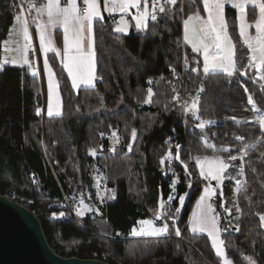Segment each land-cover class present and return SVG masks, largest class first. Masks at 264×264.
<instances>
[{
	"label": "trees",
	"instance_id": "obj_1",
	"mask_svg": "<svg viewBox=\"0 0 264 264\" xmlns=\"http://www.w3.org/2000/svg\"><path fill=\"white\" fill-rule=\"evenodd\" d=\"M169 7L172 8L169 15L160 14L157 22H150L149 29L140 33L119 35L107 20L94 23L99 77L94 88L74 92L61 64L52 53L48 54L63 99L60 117L46 118L42 111L37 115V109L43 108V85L29 70L11 66L0 70V194L19 203L28 202L50 247L62 257L97 259L109 264H203L204 260L218 264L208 238L188 231L187 220L202 188L189 157L228 155L216 152L210 146L213 144L217 149L228 146L232 155H239L243 145L236 136L244 135L247 142L260 134L259 125L226 118H251L247 96L253 94L259 101L264 87L246 80L233 84L222 73L205 76L201 71V56L187 48L188 64L182 66L181 55L176 50L181 41L182 21L191 11L202 12L203 5L201 0H178L176 6ZM14 16L10 0H0V61L3 41ZM238 62L240 66L244 59L238 58ZM170 65L178 76L172 73ZM192 67L200 71L192 72ZM201 85L205 91L200 93V113L203 118L215 121L204 128L210 138L208 144L202 139L205 137L202 129L195 127L198 121L189 117L184 124L182 115L183 98L197 92ZM245 87L248 92L244 91ZM149 88L155 95L152 103L144 104ZM173 88L180 93L179 101L172 99ZM100 107L114 111L89 118L83 116L86 111ZM111 129L121 136V142L110 154H99V135ZM132 129L137 131L135 141L131 138ZM177 144L181 145V160L188 163L191 176L175 159L160 163L168 152L175 155ZM92 148L98 154L95 157L89 154ZM261 151L264 144L241 160L247 191L241 187L236 196L239 219L237 215L230 222L219 219L221 229L227 228L222 230V239L234 264H248L244 259L247 256H252L257 264H264V230L256 215L264 213ZM93 164L101 169L106 164L108 196L113 198L108 199L106 206L98 204L99 215L83 218L89 229L73 217L53 218L54 211L64 210L58 183L68 195L74 189L92 193ZM170 167L173 174H169ZM33 177L49 190L47 198L34 188ZM175 178L177 199L173 205L177 206L179 195L188 193L182 213L174 214L181 239L174 236L171 219H166L170 226L166 236L130 238L138 221L150 217L146 209L148 194L160 188L163 199L167 200ZM69 179L75 182L68 184ZM237 224L240 231L235 230Z\"/></svg>",
	"mask_w": 264,
	"mask_h": 264
},
{
	"label": "snow or ice",
	"instance_id": "obj_2",
	"mask_svg": "<svg viewBox=\"0 0 264 264\" xmlns=\"http://www.w3.org/2000/svg\"><path fill=\"white\" fill-rule=\"evenodd\" d=\"M194 2V0H193ZM203 11L206 16H202L199 9L191 11L183 20V40L184 43L191 47L192 52L202 55L203 65L202 71L205 76L212 73L221 72L229 77L236 74L247 75L250 69H255L256 76L250 77L256 79L257 82H264V0H201ZM83 7L78 4V0H27V7L21 3L18 6L20 11L14 16L13 27L9 29V39L3 41L6 46L5 51H15L19 53L18 57L11 60L5 59L0 62V70H3L5 64L11 63L21 67L27 66L32 76L39 74V69L34 66V61L29 59L28 53L31 51L33 56L36 54V48L33 46V37L30 32V25H35V31L39 39V50L44 55L43 68L44 72L48 74V106L47 115L52 117L54 115L62 114V102L58 91V82L54 79L55 73L52 71L51 65L47 57V53L54 52L57 56H61V51L56 48L53 40V30L61 28L63 30V49L61 64L64 70L67 71L68 77L71 79L72 87L78 88L81 85H91L94 80L98 79L95 75V30L94 23L103 21L104 16L101 13L100 0H82ZM178 0H103L104 11L109 15L119 13V21L113 29L116 33H126L130 27L129 21L125 19L127 15H131L132 20L135 21L134 27L137 30H148L149 21L157 22L160 14L169 15L172 8L169 6H176ZM226 5H230L237 10V28L239 34V43L247 48V64L243 67H238L237 58V41H235L229 32V25L225 15ZM251 6L254 10V19L249 20L246 7ZM131 9H135V13H130ZM183 10V9H181ZM254 28V34L250 29ZM23 44H20V41ZM9 40H12L17 47L9 49ZM240 59H243L241 57ZM185 65L188 64V56L184 57ZM197 65L200 61H196ZM172 73L176 75V69L169 66ZM186 67V71H187ZM192 72H199L198 67H192ZM152 83L151 80L148 81ZM205 89L201 85L197 89L195 96H190L189 101H184L182 107L185 113H190L198 123L196 128L204 129L206 125L214 124L215 121L205 119L200 113V93ZM245 92L248 89L244 88ZM175 95L172 97L174 101L180 100V93L176 88H173ZM155 95L153 90H147V96L143 100L144 104L152 103V97ZM55 97V103H53ZM122 102V101H121ZM247 104L251 106L253 113L252 117H227L236 123H257L259 125L260 134L255 138L245 142L244 135L236 136V139L241 141L242 147L239 148V155H232L231 148L221 145L217 149L216 145H210L216 152L228 153L227 157L222 155H197L189 157L195 159L196 166L199 168V175L208 183L205 184L203 194L199 197L196 204V209L192 212L190 227L193 233H207L211 238L212 248L215 250V255L220 259V264H234L226 251L225 241L221 239V231H227V228L221 229L219 226V213H216L215 208L208 200L214 195L216 188L223 184L226 178L225 174L228 169L232 167V163L238 158L243 161L245 156H248L251 151H255L258 146L264 144V95L259 99L254 98L253 94L247 96ZM167 107V105L165 106ZM41 109H37V115L41 113ZM79 111V107H77ZM101 136L104 133H100ZM116 142H119V137L116 132L112 133ZM131 138L133 141L137 138L136 129H132ZM205 144H208L207 138L202 137ZM175 155L168 152L165 157L160 160L161 165L165 163V159H175L179 161L187 173L191 176L192 173L188 171V163L181 160L180 149L181 145L177 144ZM129 151L132 150V144L128 145ZM114 150V149H113ZM90 155L96 154V149L89 150ZM264 157V151L260 153ZM252 171H256L255 168ZM244 172L243 165L240 167L239 173ZM234 179V178H233ZM211 181H216V187H213ZM176 180H173V189ZM236 184L244 187L245 182L236 180ZM191 188V181L188 183ZM240 188H237L239 191ZM247 191V188L244 187ZM220 195H223L222 188ZM188 193L178 196L181 206L185 202ZM110 199L113 197H109ZM177 199L169 195L167 201H161L160 207L164 208L165 204H170L171 201ZM83 205V210L77 209V215L83 216L84 211H91L92 209L85 205L83 200L80 201ZM223 207V204L221 205ZM236 211H240L239 205H234ZM225 212L232 214V209L225 208ZM98 211V209H97ZM176 213L180 212V207L175 209ZM55 215V214H54ZM260 219V227L264 228V213H256ZM60 217H64L65 213L60 212ZM161 218L171 219L173 221L172 228L175 235L180 236V228L175 226V215L169 216L167 213H156L153 220H142L138 223L141 225L139 229L133 228L130 235L134 236H162L169 234L170 226L167 222L157 226L155 220ZM239 219V217H237ZM235 230L240 231L239 224L235 225ZM248 264H257V261L252 256L244 257Z\"/></svg>",
	"mask_w": 264,
	"mask_h": 264
},
{
	"label": "rangeland",
	"instance_id": "obj_3",
	"mask_svg": "<svg viewBox=\"0 0 264 264\" xmlns=\"http://www.w3.org/2000/svg\"><path fill=\"white\" fill-rule=\"evenodd\" d=\"M15 45L16 44L12 40H9V45L7 47L9 49H13V48H15ZM178 45L179 44L177 43V46ZM4 47H6V46L4 45ZM176 50H177V48H176ZM14 52L15 51L9 50V51H6L5 55L7 56V54H8L10 56H13L15 54ZM247 52H248V50L246 49V47H244L241 43L238 42V44H237V55H238L239 60H240L241 57H243V59H244V57L246 56ZM181 62H182V66H184L185 61L183 62V58L182 57H181ZM245 64H247V62L243 63L239 67H243V65H245ZM183 71H184V67H183L182 73H183ZM201 71H202V68H201ZM178 75L179 74L176 73L175 76H178ZM255 76H256L255 69L254 70L250 69L248 71L247 75L236 74V75H234L232 77L227 76V78L229 79V82L233 83V84L234 83L243 82V80H246V81L253 82V83L257 84L259 87H264V82H257L256 79L250 78V77H255ZM190 94H191V96H195L197 94V92L190 93ZM184 101H189V103L191 102L189 94L186 95L183 98V103H184ZM113 111L114 110H108L105 107H100V108H97V109H94V110L86 111V113H84L83 116L86 117V118H89V117H93V116H95V115H97L99 113L113 112ZM182 115H183V123L184 124L186 123V120L189 117L190 118L192 117V119L195 120L194 117L190 113H185L184 110H182ZM195 121H197V120H195ZM113 132H116L117 136L119 137V142L118 143L116 142L115 138L112 136ZM106 138L111 139L113 141L114 147L117 146L118 144H120V142H121V136L114 129H111L109 131V133L104 134L103 136L99 135V154L102 153V149H103L102 148V141L104 139H106ZM97 155L98 154L96 153L95 155H92V156L95 157ZM190 157H195V156L194 155H190ZM225 157H227V155ZM190 160L194 164L195 171L197 173V177L201 181V187L202 188H201V193L199 195V197H200L203 194V189L205 187V184H207L208 182L204 181L200 177L199 168L196 166L195 159H190ZM171 161H172V159L171 160L168 159L169 163H171ZM231 163H232L233 166L230 167L228 169L227 173L225 174L226 178L223 180L222 186L219 187V188H216V191H215L214 195H212V197L208 200V203H211L213 205V207L215 208L216 213H219V219L222 218L225 221L229 220L228 222H230V220H231V218H233V216L237 215V217H238L239 211H236L234 205H237V202H236V196H237V193H238L237 188L241 189V187L236 184V180H240L242 182L244 180L243 174L237 175V173H239L240 167L242 165L241 164L242 163L241 159L238 158L236 161L231 162ZM106 170H107L106 164H105V166L102 169L100 167H98V165L93 164L92 167H91L92 179H93V185H92V190L93 191H92V193L91 192L86 193L83 190H75V189H74L75 192L74 191L72 192V194L77 197L76 210L78 208L83 210V205L80 204L81 200H83L85 205H88L92 209L91 211H84V215L83 216H79L80 218H84V217H86L88 215H91V214L99 215V210H100L99 205H101V200L104 197H106V195H107V198L109 199V196H108L109 189H108V192L106 193L105 189L100 184V179L103 176L106 175ZM169 174H173V169L171 167L169 169ZM174 180H176V178ZM72 182L74 183L75 181H73V179H72ZM216 183H217L216 181H211V184H212L213 187H216ZM69 184H71V183H69ZM176 184H175V186H176ZM175 186H174V189H173V182H172L171 183V191L172 192H171L170 195H172L174 197H176ZM221 188H222V192H223L222 196L220 195ZM199 197L197 198L196 202L194 203V205L192 207V211L190 213V217L187 220L188 231L192 235H203V236L207 237L208 240H209L210 246L212 248L211 238L208 237L207 233H193L191 231L190 220H191L192 212L196 209V204H197V201L199 200ZM187 198H188V196L185 198V202H184L183 206L180 205L179 200H178L177 206H174L173 205V201L175 200L174 199L173 201L170 202V204H165V207L161 208L160 207L161 201H167V200L163 199V197L161 195V192H160V188L157 191L155 190L153 193H149L148 197H147V200H146V209L150 213V217L148 219H144V220H153L154 217H155V214L158 213V212L159 213H167V215L169 214V216H172L174 214L180 215L182 213V211H183V208H184V205H185V203L187 201ZM21 202L22 203H28L27 201H21ZM222 204H223V207H221ZM177 207H180V212L179 213L175 212V209ZM225 208L232 209V214L229 215L227 212H225V210H224ZM97 209H98V211H97ZM54 214H55V211L53 212V215H52L53 218H57L56 214L55 215ZM160 220H163L164 222H167V220L165 218H161ZM140 221H142V220H140ZM157 222H158V220H155V224L157 226H159ZM219 226H220V221H219ZM140 227H141V225L139 223H137V225L135 226V228H137V229H139ZM262 229L264 230V228H262ZM162 236H166V235H162ZM220 236H221V239H222V231L220 233ZM105 237L110 238V236H105ZM158 237H161V236H158ZM130 238L139 239V238H156V237H154V236H134V235H130ZM212 250H213V252L215 254V250L213 248H212ZM217 262H218V264H220V259L219 258H218Z\"/></svg>",
	"mask_w": 264,
	"mask_h": 264
},
{
	"label": "water",
	"instance_id": "obj_4",
	"mask_svg": "<svg viewBox=\"0 0 264 264\" xmlns=\"http://www.w3.org/2000/svg\"><path fill=\"white\" fill-rule=\"evenodd\" d=\"M207 141L210 138L202 129ZM0 264H109L97 259L62 257L49 245L38 217L0 194Z\"/></svg>",
	"mask_w": 264,
	"mask_h": 264
},
{
	"label": "crops",
	"instance_id": "obj_5",
	"mask_svg": "<svg viewBox=\"0 0 264 264\" xmlns=\"http://www.w3.org/2000/svg\"><path fill=\"white\" fill-rule=\"evenodd\" d=\"M80 1H82V0H80ZM149 2H151V0H149ZM79 3L80 2L78 0V4ZM100 7H101V13L104 16V20H107L109 22V24H111V25H112V23H115L116 24V22L119 21V18H120V14L119 13H114L112 15H109L107 12L104 11V8H103V0H100ZM252 10L253 9H252L251 6H247L246 7V11L248 12V18H249V20L254 19V11H252ZM135 11H136L135 9H131L130 10V13L134 14ZM18 13L19 12H15V15H17ZM201 15L202 16H206V13H204V11H202L201 12ZM225 15H226V19H227L228 25H229V32L231 33L233 39L235 41H237V44H238V42H239V34H238V28H237V24H238V20H237L238 13H237V10L233 9L230 5H226ZM125 19H127L129 21L130 27L127 29L126 33H116L115 32L116 34H119V35H129L131 33H140V32H143L144 31V30L143 31L142 30H137L134 27L135 21L132 20L131 15H127L125 17ZM150 22H152V21H149V23ZM13 24H14V22H13ZM13 24L11 25L10 28L13 27ZM181 30H182L181 31V35H182L181 36V42L183 43V45H184L185 48L189 49L192 52L191 47L188 46V45H186L184 43V40H183V21H182V29ZM30 32L32 33L33 43H34L35 48H36V54H35V56L32 55V57L30 58V52H29L28 53V56H29V59L30 60H33L34 61V66L39 69V74L37 76H32V75L31 76L37 78L39 80V82L43 85L44 103H43V108H42V115L44 117H46V118H51V117H49L47 115V106H48V74L46 72H44V68H43L44 55L39 50V39H38V35L36 34L35 25L34 24H31V26H30ZM250 32H252L254 34V28L253 29H250ZM8 38H9V31H8V35H7L6 39H8ZM53 40L55 42L56 48L61 51V56H57L54 52H49V53H47V57H48V54L52 53L54 55V57L58 60V62L61 64V60H62V49H63V30L61 28H57V29H54L53 30ZM20 44L21 45L23 44L22 39L20 41ZM16 47H17V45H15V48ZM14 53L15 54L13 56H10L8 54L6 56L5 55L6 54V51H5V47H4V44H3L2 45L1 61L0 62H3L5 59L11 60L12 58L19 56V53L18 52H14ZM247 54H248V52H247ZM247 54L244 57V63L247 62ZM200 56H201V61H202V65H203L202 55H200ZM95 63H96V53H95ZM237 63H238V67H239V62L237 61ZM49 64L51 65L50 62H49ZM4 66L25 68V69L28 70L27 66L21 67L19 65H13L11 63L5 64ZM61 66H62V64H61ZM51 68H52V71L55 73L52 65H51ZM64 72H65V75L67 76V78L69 79L71 88L73 89L74 92H77V91H79L81 89L94 88L95 85H96V83L98 82V79H96V80H94V82L91 85H81L78 88H75L74 89L72 87L71 79L68 77L67 71L64 70ZM217 73H221V72H217ZM222 74H224V73H222ZM95 75H96V69H95ZM54 79L58 82L57 77H56V74H55ZM58 91H59V94H60V98H61V102H62V111H63V99H62V95H61V92H60V89H59V84H58ZM53 103H55V97H53ZM61 115H54L52 117H60Z\"/></svg>",
	"mask_w": 264,
	"mask_h": 264
},
{
	"label": "built area",
	"instance_id": "obj_6",
	"mask_svg": "<svg viewBox=\"0 0 264 264\" xmlns=\"http://www.w3.org/2000/svg\"><path fill=\"white\" fill-rule=\"evenodd\" d=\"M181 2H183L184 0H180ZM79 4L81 5V7H83V4H82V1L79 0ZM10 3L12 5V7L14 8L15 12H19L20 11V8L18 6H15L14 5H20L21 3L24 4L25 8L27 7V0H10ZM31 26V25H30ZM116 24L115 23H112V28H115ZM178 46H177V51L180 53L181 57L183 58V62H184V56H185V47L183 45V43L181 41L178 42ZM33 46L35 47L34 43H33ZM32 53L30 51V58L32 57ZM44 103V101H43ZM212 136H214V134H212ZM102 153L104 155H108L110 154L112 151H113V148H114V144H113V141L111 139H104L102 141ZM33 180H34V188L38 189V190H41L42 192V195L47 198L49 196V190L46 189V188H43V186L37 181L36 177H33ZM69 183H72V179H69L68 181V184ZM100 184L103 186V188L105 189L106 193L108 192V180H107V176H103L101 179H100ZM58 186H59V189L61 191V195H62V206L64 208V210L62 211H57L55 212L57 218L59 219H62V220H65V219H68L69 217H73L80 225H82L83 227L89 229L85 222L83 221V218H80L78 215H77V212H76V207H77V197L73 194L71 195H68L67 193H65L63 187L61 186V184L58 183ZM18 202V201H17ZM108 203V198H107V195L106 197H104L102 200H101V205L103 206H106ZM22 205H24L25 207L28 208V203H20ZM60 212H64L65 213V216L64 217H60L59 216V213ZM158 225H162L163 223H165L163 220H158ZM117 236L119 237L120 234L117 233ZM174 236L178 239H181V235L180 236H176L175 235V232H174ZM203 264H211L209 263L207 260H204V263Z\"/></svg>",
	"mask_w": 264,
	"mask_h": 264
}]
</instances>
